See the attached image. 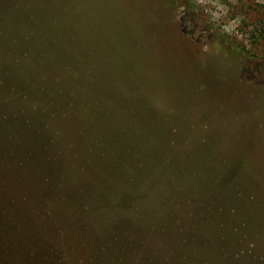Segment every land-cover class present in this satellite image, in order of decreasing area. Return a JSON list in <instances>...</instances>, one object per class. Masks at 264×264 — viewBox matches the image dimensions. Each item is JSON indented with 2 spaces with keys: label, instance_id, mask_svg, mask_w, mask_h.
Listing matches in <instances>:
<instances>
[{
  "label": "rangeland",
  "instance_id": "obj_1",
  "mask_svg": "<svg viewBox=\"0 0 264 264\" xmlns=\"http://www.w3.org/2000/svg\"><path fill=\"white\" fill-rule=\"evenodd\" d=\"M0 106V180L5 162L17 172L20 158H31L24 149L37 145L33 133L49 140L62 165L49 187L61 226L27 214L40 232L73 239L80 209L60 203L75 194L98 240H106L108 220L120 221L125 264L163 258L158 194L129 210L134 160L143 176L178 178L196 203L221 195L234 202L226 214L237 253L264 264V0H0ZM74 139L84 140L82 151ZM122 197L118 214L126 212L116 218ZM201 226L198 244L215 233ZM107 258L94 264H113Z\"/></svg>",
  "mask_w": 264,
  "mask_h": 264
},
{
  "label": "trees",
  "instance_id": "obj_2",
  "mask_svg": "<svg viewBox=\"0 0 264 264\" xmlns=\"http://www.w3.org/2000/svg\"><path fill=\"white\" fill-rule=\"evenodd\" d=\"M3 114H7L5 107H3ZM26 126L23 125L22 129H25ZM73 133L76 134V130ZM14 134V132H10L8 135L14 136ZM33 136L34 140H37V145L29 146V150L24 149V153L31 158L28 160L20 158L22 159L18 161L20 171L14 172L17 165L11 162H5L3 166L4 173L0 180V264H94L101 262L106 257H108V263L125 264L123 260H125V255L127 257L128 252L124 244L127 239L120 227V221L108 220L110 223L105 226L106 240H98L94 234L92 235L91 222L88 219H85L87 223L81 221L82 207L79 206L75 194L73 199L61 200L60 203L63 204L65 210L75 209V207L80 209L78 212L80 223L72 224L73 239L64 237V232L60 229L52 232V228H49L47 229L48 232L47 230L40 232V229L37 228L40 225L34 224L35 222H33L34 225L31 223L29 215L33 213L40 219V222L42 220L44 222L54 220L55 224L61 226L60 221L62 219L60 216L64 215L60 209L50 208L51 203H54L55 207L59 206L49 192L50 183L53 181V172L60 169L62 165L58 161L57 153L50 149L49 140L39 138L40 134L38 133H33ZM81 143H84L83 139H74L72 144L76 147L75 151H82ZM98 144L99 141H95L92 146L96 148ZM5 153L11 155L10 157L18 154L17 150L13 148H7ZM38 153L43 154V156L47 155L41 160H36L34 156ZM75 154L77 155V153ZM77 157L79 158L78 155ZM142 166V162L129 161V167L133 168L129 172V210L143 200L153 202L155 197L152 201L149 198L152 194H158V197L155 198L157 202L153 203L162 204L164 209L163 232H165L159 240L161 244L157 247L158 251L161 250L157 255H162L163 261L157 258L153 262L160 260L162 261L161 264H191L188 261L193 257H196L194 258L195 264H255V261H258L259 258L243 249L242 252L237 253L236 242L238 238L236 236L238 234H232L235 227L234 221L226 214L230 208L229 204L234 202L227 200L225 195H221L209 200H199L200 202L196 203L195 199L184 193L181 187L182 182L178 178L172 175L166 178L143 176L140 172ZM111 174L112 172H109L108 176ZM25 178L27 179L26 182L24 181ZM113 179L116 183V179ZM39 186H42L43 189L38 190L37 187ZM122 198L123 203L118 204L117 210L114 208V211L117 212L114 215L116 218L126 212L123 211L118 214L122 204L128 202V200H124L125 197ZM96 199L100 203L95 205L99 215H105L108 209L106 200L103 201L101 195H97ZM28 205H34V208H28ZM66 205L67 207H65ZM58 210L61 211L60 218L56 216L59 213ZM183 211L186 212L185 216H187L184 221L180 217V213ZM82 220L85 221L83 218ZM249 220L252 221V219ZM25 221L28 224H25ZM255 221L257 222V220ZM30 223L36 227L35 233H31L33 229L31 230ZM208 225L215 232L214 237L198 244L195 229L200 226L208 227ZM136 233L139 234L136 236H141V239L147 235V232L141 228H137ZM201 246L207 247V250L202 251ZM7 247L15 250V252L13 254L8 253L5 251ZM115 250L118 252V256L112 258ZM176 254L182 257L181 261L176 260ZM236 255L238 256L237 261L232 262ZM187 256L189 258H184ZM259 260H263V257Z\"/></svg>",
  "mask_w": 264,
  "mask_h": 264
}]
</instances>
